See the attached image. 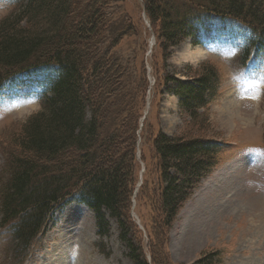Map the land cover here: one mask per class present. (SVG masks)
<instances>
[{
  "label": "trees",
  "instance_id": "obj_1",
  "mask_svg": "<svg viewBox=\"0 0 264 264\" xmlns=\"http://www.w3.org/2000/svg\"><path fill=\"white\" fill-rule=\"evenodd\" d=\"M119 1L23 0L15 15L0 21V91L35 73L44 75L38 82L43 87L41 108L15 135L5 160L8 176L0 182V226L10 229L14 255L22 260L33 236L43 235L55 215L75 202L93 212L99 235L107 234L109 219L115 222L132 264H149L145 249L152 264H168L162 249L167 233L181 206L216 165L222 146L217 139L191 133L168 137L161 131L150 135L147 126L140 129L144 73L139 69L132 78L109 53L133 30L123 17L116 29L121 31L113 32L108 5ZM180 1L176 6L173 0H143L163 49L210 30L214 22L233 21L251 32L242 60L251 50H264V0ZM109 25L112 35L105 43ZM162 84L179 98L194 127L204 125L201 110L218 91L215 68H203L187 80L165 76ZM144 135L153 162L145 166L138 187L153 211L146 242L130 217L141 169L137 141ZM151 166L155 184L147 176ZM214 257L208 254L198 263L211 264Z\"/></svg>",
  "mask_w": 264,
  "mask_h": 264
},
{
  "label": "rangeland",
  "instance_id": "obj_2",
  "mask_svg": "<svg viewBox=\"0 0 264 264\" xmlns=\"http://www.w3.org/2000/svg\"><path fill=\"white\" fill-rule=\"evenodd\" d=\"M22 1L0 0V21L15 15ZM173 4L180 6L181 1L173 0ZM108 7L113 32L121 31L116 29L121 28L123 17L126 24L133 26L129 36L120 38L109 53L120 59L121 67L127 68L132 78L138 77L139 69L144 73L140 129L147 126V134L161 131L168 137L191 133L222 143L215 167L181 206L167 233L162 249L168 264H201L199 259L208 254L215 255L211 264H264V156L245 152L248 148L264 149V50L250 53L246 61L242 60L243 48L229 55L238 39H246L247 44L250 36L245 27L230 21L214 22L209 31L163 49L157 27L153 28L145 15L143 0H120ZM111 30L109 25L105 43L109 42ZM187 45L191 50L203 47L207 53L198 61L186 60L181 55ZM206 67L217 70L218 91L201 110L200 119L206 122L194 127L179 107V98L168 92V85L163 86V77L187 80ZM33 75L37 76L33 77L35 86L31 80L11 83L0 93V182L8 176L5 160L16 142L15 135L41 108L42 86L38 82L44 75ZM231 94L236 97L233 103L229 100ZM227 105L229 113L225 112ZM222 116H230L229 126L223 123ZM151 155L150 142L144 135L136 151L141 170L130 208V217L143 242L149 239L148 218L153 211L149 197H142L138 187L145 166L153 163ZM149 171L148 180L153 183L157 177L155 168L151 166ZM33 237L29 253L22 260L14 255L10 229L0 226V264H132L115 222L109 219L107 234L99 235L94 215L80 204L65 206L43 235ZM143 253L152 264L148 250Z\"/></svg>",
  "mask_w": 264,
  "mask_h": 264
},
{
  "label": "bare ground",
  "instance_id": "obj_3",
  "mask_svg": "<svg viewBox=\"0 0 264 264\" xmlns=\"http://www.w3.org/2000/svg\"><path fill=\"white\" fill-rule=\"evenodd\" d=\"M183 49L185 50V52L181 56L186 60H191L194 62L203 58L207 53V49H205V48H197V50H191V48L188 45L185 46ZM235 98L236 97H234V95L231 94V97L229 99V100H231L230 103H233L235 101ZM224 108H228V105H227V107H224ZM225 112L229 113L230 112L229 108ZM221 119L224 120L223 123L226 124L227 126H229L231 124L230 116L229 117L228 116H222Z\"/></svg>",
  "mask_w": 264,
  "mask_h": 264
},
{
  "label": "snow or ice",
  "instance_id": "obj_4",
  "mask_svg": "<svg viewBox=\"0 0 264 264\" xmlns=\"http://www.w3.org/2000/svg\"><path fill=\"white\" fill-rule=\"evenodd\" d=\"M246 46V39L244 38H240L236 41V46L231 48V51L229 53V55H235L236 52L239 51L240 48H243ZM237 77L234 76V79H236ZM255 98V97H253ZM246 153H255L258 156H264V149H260V148H248L245 149Z\"/></svg>",
  "mask_w": 264,
  "mask_h": 264
}]
</instances>
